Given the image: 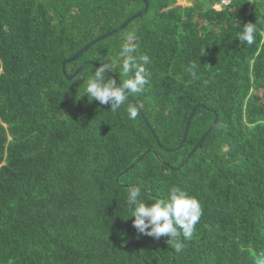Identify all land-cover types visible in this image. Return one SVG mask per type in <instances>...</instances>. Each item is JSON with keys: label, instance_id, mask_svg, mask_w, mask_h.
Returning a JSON list of instances; mask_svg holds the SVG:
<instances>
[{"label": "trees", "instance_id": "16d2710c", "mask_svg": "<svg viewBox=\"0 0 264 264\" xmlns=\"http://www.w3.org/2000/svg\"><path fill=\"white\" fill-rule=\"evenodd\" d=\"M147 1L143 16L63 73L62 61L142 0H0V264L264 260V0L218 9L220 0ZM249 22L259 28L252 45L238 39ZM128 33L135 56L150 57L145 90L130 97L156 138L138 111L129 117V99L113 111L85 94L99 63L128 78ZM87 61L98 66L66 78ZM133 187L148 204L172 187L196 198L202 215L191 238L138 233L126 204Z\"/></svg>", "mask_w": 264, "mask_h": 264}, {"label": "clouds", "instance_id": "9594fccd", "mask_svg": "<svg viewBox=\"0 0 264 264\" xmlns=\"http://www.w3.org/2000/svg\"><path fill=\"white\" fill-rule=\"evenodd\" d=\"M220 8V7H219ZM259 30L257 23H246L242 26L238 39L248 45H252ZM135 34L128 33L121 46L120 55L123 58L121 73L127 79L117 82L112 76L108 78L111 67L106 63H99L93 74L87 81L85 94L91 100H96L102 105H110L113 111L125 105L132 94H140L148 83V73L145 65L149 64L150 57L147 54L138 58L135 53L138 45L134 43ZM193 78L196 73L191 72ZM128 115L135 119L137 109L128 107ZM126 204L132 210L134 217L133 226L138 233L159 240L162 236L168 240H174L181 236L191 238L195 226L200 221L202 209L199 201L187 195L179 187H172L167 200H158L155 203H145L141 199V189L133 187L126 197ZM128 216V217H130ZM264 264V260L260 261Z\"/></svg>", "mask_w": 264, "mask_h": 264}, {"label": "water", "instance_id": "95a60500", "mask_svg": "<svg viewBox=\"0 0 264 264\" xmlns=\"http://www.w3.org/2000/svg\"><path fill=\"white\" fill-rule=\"evenodd\" d=\"M142 2L144 3V7H143L140 11H138V12L132 14L131 16H129L126 20H124V21H123L119 26H117L116 28H114V29H112V30H110V31H108V32H105V33H103V34L98 35V36L95 37L93 40L89 41L88 43H86L85 45H83L80 49H78V50H77V51H76V52H75L70 58H68V59H66V60H64V61H62L61 66H62L63 73H65V65H66V63L78 59L79 57L82 56V54H83L84 52H86L91 46H93L95 43H97V42L100 41L101 39H103V38H105V37H107V36H109V35H111V34H115V33L119 32V31H120L121 29H123V28H124V27H125L130 21H132V20H134V19H137V18L143 16V15L147 12L149 4H148V1H147V0H142ZM85 63H88V64H90V65L98 66V64L94 63L93 61L83 62V63H81V64L78 65V67L76 68V70H75L71 75H66V78H67V79H71L72 77H74L79 71L82 70V68H83V66H84ZM109 74L111 75V77L113 76L114 78H116V79H117V82L120 83L119 79L115 76L114 73L109 72ZM128 99L133 103L134 107L137 109L138 113L141 115V117L143 118L144 122L146 123L148 129L151 131L152 135L156 138V135H155V133L153 132L152 127L150 126V124L148 123V121H147V120L145 119V117L143 116V113L141 112V110H140V108H139V105H137V104L131 99V97H129ZM202 107H205V106H202ZM195 108H196V107H194V108L190 111V113H189V115H188V117H187V120H186V123H185V126H184V132H183V134H182L181 141H180L179 145L177 146V148H180V146H181V145L184 143V141H185L186 134H187V131H188V127H189V124H190V121H191L192 115H193V113H194V111H195ZM213 123H214V122H213ZM213 123L210 125V127L207 129V131L210 130V128L212 127ZM205 134H206V133H205ZM205 134H204V135H205ZM200 140H202V138H201ZM196 145H197V144H196ZM196 145L190 150L189 154L187 155V157L184 159V161H183L180 165H182L184 162L187 161V159H188V158L191 156V154L194 152V150H195V148H196ZM144 154H145V152H144L142 155H144ZM125 170H127V169H125Z\"/></svg>", "mask_w": 264, "mask_h": 264}, {"label": "rangeland", "instance_id": "374dc122", "mask_svg": "<svg viewBox=\"0 0 264 264\" xmlns=\"http://www.w3.org/2000/svg\"><path fill=\"white\" fill-rule=\"evenodd\" d=\"M187 1H190L191 3L193 2V0H186V1H182V0H176V5L179 6H186V5H190V3H188ZM216 9L219 8L218 5L215 6Z\"/></svg>", "mask_w": 264, "mask_h": 264}, {"label": "built area", "instance_id": "2783aa9c", "mask_svg": "<svg viewBox=\"0 0 264 264\" xmlns=\"http://www.w3.org/2000/svg\"><path fill=\"white\" fill-rule=\"evenodd\" d=\"M230 0H220L218 6H226L229 3Z\"/></svg>", "mask_w": 264, "mask_h": 264}, {"label": "crops", "instance_id": "0c3cea01", "mask_svg": "<svg viewBox=\"0 0 264 264\" xmlns=\"http://www.w3.org/2000/svg\"><path fill=\"white\" fill-rule=\"evenodd\" d=\"M182 1H186V0H182ZM187 2L191 4V2H190V1H187Z\"/></svg>", "mask_w": 264, "mask_h": 264}]
</instances>
